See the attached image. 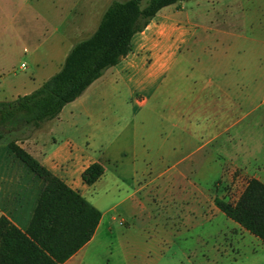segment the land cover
<instances>
[{"label":"rangeland","instance_id":"374dc122","mask_svg":"<svg viewBox=\"0 0 264 264\" xmlns=\"http://www.w3.org/2000/svg\"><path fill=\"white\" fill-rule=\"evenodd\" d=\"M90 1L56 3L66 13ZM110 1L95 0L93 17ZM181 4L197 26L177 53L165 100L127 112L113 97L95 103L106 109L96 125L113 128L108 143L87 120L73 142L47 122L39 128L43 165L101 212L82 264H264V244L214 204L235 202L251 178L264 183V0ZM48 12L46 0H0V101L58 71ZM208 77L218 88L198 93ZM181 100H191L189 110ZM93 162L104 172L87 185L82 174Z\"/></svg>","mask_w":264,"mask_h":264},{"label":"trees","instance_id":"16d2710c","mask_svg":"<svg viewBox=\"0 0 264 264\" xmlns=\"http://www.w3.org/2000/svg\"><path fill=\"white\" fill-rule=\"evenodd\" d=\"M184 1L111 0L95 31L72 45L56 73L31 92L0 101V144L44 182L25 230L0 216V264H63L91 240L101 212L20 142L55 118L106 69L125 57L131 51L133 35L142 31L159 10ZM103 172L102 165L93 162L84 170L82 180L91 185ZM214 204L264 244L262 181L251 178L235 202L216 198Z\"/></svg>","mask_w":264,"mask_h":264},{"label":"crops","instance_id":"0c3cea01","mask_svg":"<svg viewBox=\"0 0 264 264\" xmlns=\"http://www.w3.org/2000/svg\"><path fill=\"white\" fill-rule=\"evenodd\" d=\"M57 1L46 0V6L49 9L46 24H49L52 32L56 34L55 37H51L48 48L54 56H60L64 61L74 43L87 38L95 31L102 13L110 2L93 17L96 8L95 0L84 6V10L79 6L66 13L57 9ZM180 5L181 8H175ZM182 10V4L166 6L159 10L142 31L133 35L131 51L116 65L106 69L78 98L67 103L55 118L47 122V127L52 125L58 132H65L66 142H73L81 120H87V123L93 126L91 135L97 137L100 143H106V141L108 143L113 138V128L96 125L97 116L104 114L106 109L100 104L94 106L95 103L102 102L104 104L108 98L113 97L119 104L118 110L127 112L128 109L133 111L135 106H143L149 100H165L161 96L166 91L165 84H170L175 77L172 71L178 63L177 53L181 46L189 41L192 28L197 26L186 14H182ZM186 61L187 64H192L187 58ZM23 68H25V64ZM209 78L212 83L205 86L204 83L198 93L201 90L218 88L217 82L211 77H208L207 80ZM223 91L222 88V95ZM137 93L142 94L141 100L133 99ZM23 94L16 93L12 99ZM197 98L199 96L195 100ZM181 102L183 106L178 105L179 109H190L188 107L191 100L187 102L181 100ZM41 130L37 129L31 133L23 140L21 146L42 164H45L44 148L40 141L42 140ZM5 151L4 155H0V216H6L18 228L25 230L44 187V182L17 159L9 149ZM98 227L99 225L92 238ZM91 240L63 264H82L81 256Z\"/></svg>","mask_w":264,"mask_h":264},{"label":"built area","instance_id":"2783aa9c","mask_svg":"<svg viewBox=\"0 0 264 264\" xmlns=\"http://www.w3.org/2000/svg\"><path fill=\"white\" fill-rule=\"evenodd\" d=\"M21 66L24 67V64H22Z\"/></svg>","mask_w":264,"mask_h":264}]
</instances>
